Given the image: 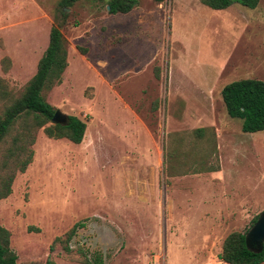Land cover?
Returning a JSON list of instances; mask_svg holds the SVG:
<instances>
[{"label": "rangeland", "instance_id": "374dc122", "mask_svg": "<svg viewBox=\"0 0 264 264\" xmlns=\"http://www.w3.org/2000/svg\"><path fill=\"white\" fill-rule=\"evenodd\" d=\"M106 1L0 0V114L60 22L67 65L44 99L85 122L77 144L36 128L23 172L6 152L18 123L0 142V188L13 172L0 198L8 248L16 264H226L223 238L264 209V131L242 132L219 92L264 81V0H135L114 14ZM199 127L213 148L191 146ZM74 224L65 252L52 240Z\"/></svg>", "mask_w": 264, "mask_h": 264}, {"label": "trees", "instance_id": "16d2710c", "mask_svg": "<svg viewBox=\"0 0 264 264\" xmlns=\"http://www.w3.org/2000/svg\"><path fill=\"white\" fill-rule=\"evenodd\" d=\"M78 0H59V5L71 6ZM101 1V0H94ZM161 2L163 0H152ZM259 0H199L211 9H224L231 4L255 8ZM135 4V0H107L108 13H127ZM62 11V10H61ZM51 25L48 30L47 44L36 61L35 71L23 85L20 94L13 97L0 114V142L7 132L18 123L19 130L12 137L10 146L6 149L7 156L14 158L13 165L19 172H23L29 163L33 143V131L42 128L48 138H65L72 143H79L83 137L85 122L75 115H66L65 124H50L49 121L55 110L44 99V92L60 82L61 73L67 65L65 41L59 29L60 22ZM83 53L85 49L77 47ZM7 58H1V62ZM4 69V65H1ZM5 93V90H2ZM220 98L228 117L240 120V130L245 133L264 131V81L254 78H240L225 83L220 89ZM191 146L203 140L206 147L213 148V131L211 128H195L190 131ZM171 155L165 154L162 163ZM170 167H172L170 165ZM177 167H180L179 165ZM174 168V167H172ZM196 172L212 171L209 167L198 168ZM13 178L10 172L1 181L0 198L9 193V186ZM257 217L255 214L249 227ZM74 224L63 238L55 237L52 243L58 242L65 252L70 249L68 240L73 235ZM248 227V228H249ZM247 228V229H248ZM231 231L222 240L218 259L226 264H260L264 261V243L259 252H252L244 245V233L247 231ZM16 255L8 248V232L0 226V264H16ZM84 264H91L84 256ZM43 264H52L48 258Z\"/></svg>", "mask_w": 264, "mask_h": 264}, {"label": "water", "instance_id": "95a60500", "mask_svg": "<svg viewBox=\"0 0 264 264\" xmlns=\"http://www.w3.org/2000/svg\"><path fill=\"white\" fill-rule=\"evenodd\" d=\"M108 10V6H106ZM50 124H65L66 115L55 109L51 119ZM264 243V209L257 213V217L253 224L244 233V245L252 252H259L261 250L262 244Z\"/></svg>", "mask_w": 264, "mask_h": 264}, {"label": "built area", "instance_id": "2783aa9c", "mask_svg": "<svg viewBox=\"0 0 264 264\" xmlns=\"http://www.w3.org/2000/svg\"><path fill=\"white\" fill-rule=\"evenodd\" d=\"M159 259H160V256L159 255L153 254L152 255V262H151V264H159Z\"/></svg>", "mask_w": 264, "mask_h": 264}, {"label": "crops", "instance_id": "0c3cea01", "mask_svg": "<svg viewBox=\"0 0 264 264\" xmlns=\"http://www.w3.org/2000/svg\"><path fill=\"white\" fill-rule=\"evenodd\" d=\"M75 3V2H74ZM105 8H106V5H105ZM48 36V35H47ZM44 50V49H43ZM40 57V56H39Z\"/></svg>", "mask_w": 264, "mask_h": 264}]
</instances>
